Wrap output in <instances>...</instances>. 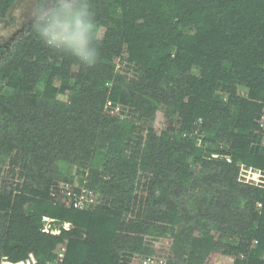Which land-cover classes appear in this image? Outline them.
<instances>
[{"label": "trees", "instance_id": "trees-1", "mask_svg": "<svg viewBox=\"0 0 264 264\" xmlns=\"http://www.w3.org/2000/svg\"><path fill=\"white\" fill-rule=\"evenodd\" d=\"M18 1L0 0V19ZM89 2L94 64L46 46L37 20L0 58V262L32 254L43 264L64 248L61 264H120L145 235L170 240L167 264L213 253L264 264V186L239 179L240 164L264 171V0ZM108 102L127 118L106 114ZM161 107L167 127L157 134ZM160 152L176 166L159 163ZM140 174L188 193L149 182L137 204ZM59 182L99 202L59 207L50 197Z\"/></svg>", "mask_w": 264, "mask_h": 264}, {"label": "built area", "instance_id": "built-area-1", "mask_svg": "<svg viewBox=\"0 0 264 264\" xmlns=\"http://www.w3.org/2000/svg\"><path fill=\"white\" fill-rule=\"evenodd\" d=\"M116 69L119 70L120 73L129 74L131 72V67L125 60L117 59ZM105 113L109 116L122 120L127 118L125 111L120 106H112L110 102H108L105 106ZM257 123L258 126L256 130L262 136L264 135V110L257 120ZM141 134L144 135L145 133L142 131ZM261 144L264 146V143L261 142ZM239 179L245 183L264 186V171L247 168L243 164H240ZM18 188L19 186L13 184L11 190L13 193H16ZM146 188L147 187H140L138 191H136L134 188L133 199L135 203L139 204L140 202H144L146 200L148 196V188L147 190ZM50 197L57 203L59 207H71L79 210L92 207L99 202L97 199V194L86 189L84 186L81 185L79 187H73L72 185L65 182H59L57 186L51 190ZM257 205L260 206L261 204L258 203ZM128 217H132V215L129 214ZM43 220L46 222L43 231L48 232L50 227L49 222L51 219L44 217ZM63 228L65 230H70L72 226L70 223H64ZM50 232L58 233L57 230H51ZM81 235L83 234L81 233ZM162 240L169 239L144 235L141 249L139 251H134L131 253L129 252L128 254L122 255L120 264H167V260L170 255V241L168 244H164ZM255 243L256 241H254L252 245ZM64 253L65 249L63 248L53 261H48L43 264H61L63 262ZM0 264H36V259L32 254H30L25 260L12 263L3 259Z\"/></svg>", "mask_w": 264, "mask_h": 264}, {"label": "clouds", "instance_id": "clouds-1", "mask_svg": "<svg viewBox=\"0 0 264 264\" xmlns=\"http://www.w3.org/2000/svg\"><path fill=\"white\" fill-rule=\"evenodd\" d=\"M35 31L46 46L84 65H92L98 58L89 0H78L71 7L61 3L37 19Z\"/></svg>", "mask_w": 264, "mask_h": 264}, {"label": "rangeland", "instance_id": "rangeland-1", "mask_svg": "<svg viewBox=\"0 0 264 264\" xmlns=\"http://www.w3.org/2000/svg\"><path fill=\"white\" fill-rule=\"evenodd\" d=\"M64 1V0H60ZM67 1V0H65ZM70 1V0H68ZM36 0H19L16 4L12 6L10 9L7 18L4 21H0V36L3 38L9 37L12 32L19 28L27 19H30V17L33 15L34 7ZM240 93H243V90H240ZM60 99H64V95H59ZM122 108V107H121ZM151 126L153 127L154 131L157 134L162 133L165 131L167 127L166 119L164 117V108L161 107L151 118L150 121ZM145 133V131H144ZM261 142L264 143V135H262ZM125 150L128 151V146H125ZM158 162L163 164L164 166H176V161L169 157L168 155H162V153H158ZM8 178H11V176H8ZM149 182H155V184H159L164 189L172 188L175 191H177L179 194L187 195L188 193V184L187 185H175V186H169L168 180L160 179V177H151L150 174H140L137 178L136 187L135 190L138 191L140 187L144 188L149 185ZM146 188V190H147ZM170 240H162L164 244H168ZM228 259L226 257L217 256V258H214V254L206 259L204 264H211V263H226Z\"/></svg>", "mask_w": 264, "mask_h": 264}, {"label": "flooded vegetation", "instance_id": "flooded-vegetation-1", "mask_svg": "<svg viewBox=\"0 0 264 264\" xmlns=\"http://www.w3.org/2000/svg\"><path fill=\"white\" fill-rule=\"evenodd\" d=\"M59 2L60 0H36L33 15L30 17V19H27L9 37H7L6 39L4 38L0 41V58L10 48L11 43H13L16 39L19 38V36L23 33L27 26H30L40 16L44 15L51 8H54ZM3 20L4 19H2L1 21Z\"/></svg>", "mask_w": 264, "mask_h": 264}, {"label": "crops", "instance_id": "crops-1", "mask_svg": "<svg viewBox=\"0 0 264 264\" xmlns=\"http://www.w3.org/2000/svg\"><path fill=\"white\" fill-rule=\"evenodd\" d=\"M5 19H6V18H5ZM5 19H4V20H5ZM1 20H2V19H0V21H1ZM4 20H3V21H4ZM15 30H16V29H15ZM15 30H14V31H15ZM14 31H13V32H14ZM13 32H12V33H13ZM2 39H4V38L0 36V41H1ZM213 254H214V258H217V256L225 257L224 255L219 254V253H213ZM211 255H212V254H211ZM211 255H210V256H211Z\"/></svg>", "mask_w": 264, "mask_h": 264}]
</instances>
